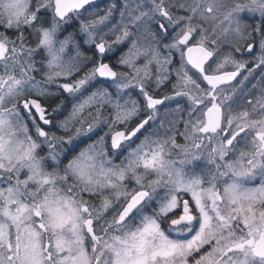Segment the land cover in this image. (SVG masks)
Returning a JSON list of instances; mask_svg holds the SVG:
<instances>
[{"label": "snow or ice", "instance_id": "1", "mask_svg": "<svg viewBox=\"0 0 264 264\" xmlns=\"http://www.w3.org/2000/svg\"><path fill=\"white\" fill-rule=\"evenodd\" d=\"M0 264H264V0H0Z\"/></svg>", "mask_w": 264, "mask_h": 264}]
</instances>
